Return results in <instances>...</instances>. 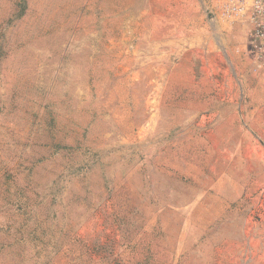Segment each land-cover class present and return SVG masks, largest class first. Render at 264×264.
Wrapping results in <instances>:
<instances>
[{"label":"rangeland","instance_id":"374dc122","mask_svg":"<svg viewBox=\"0 0 264 264\" xmlns=\"http://www.w3.org/2000/svg\"><path fill=\"white\" fill-rule=\"evenodd\" d=\"M248 38L204 0H0V264H264Z\"/></svg>","mask_w":264,"mask_h":264},{"label":"built area","instance_id":"2783aa9c","mask_svg":"<svg viewBox=\"0 0 264 264\" xmlns=\"http://www.w3.org/2000/svg\"><path fill=\"white\" fill-rule=\"evenodd\" d=\"M223 20L243 21L250 27V44L264 61V0H204Z\"/></svg>","mask_w":264,"mask_h":264},{"label":"crops","instance_id":"0c3cea01","mask_svg":"<svg viewBox=\"0 0 264 264\" xmlns=\"http://www.w3.org/2000/svg\"><path fill=\"white\" fill-rule=\"evenodd\" d=\"M205 2V1H204ZM208 6V5H207ZM210 9H211V7L210 6H208ZM212 10V9H211ZM212 12L219 18V19H221V20H223L217 13H215L213 10H212ZM218 21H220V20H218ZM223 21H225V20H223ZM226 23H228V24H233V23H230V22H227V21H225ZM235 23V22H234ZM249 32H250V27H249ZM248 41L250 42V36H249V38H248ZM255 57H256V53H255ZM257 58V57H256ZM258 59V58H257ZM264 62V61H263Z\"/></svg>","mask_w":264,"mask_h":264}]
</instances>
